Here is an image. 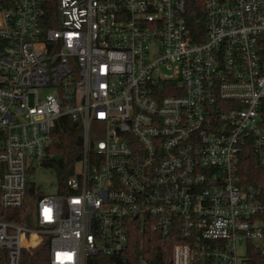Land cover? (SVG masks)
I'll list each match as a JSON object with an SVG mask.
<instances>
[{
  "label": "built area",
  "instance_id": "1",
  "mask_svg": "<svg viewBox=\"0 0 264 264\" xmlns=\"http://www.w3.org/2000/svg\"><path fill=\"white\" fill-rule=\"evenodd\" d=\"M202 4L200 39L185 0H0V264L44 243L46 264H118L137 235L166 264L264 253V201L238 174L247 146L264 160V0ZM66 116L80 169L32 225L8 219Z\"/></svg>",
  "mask_w": 264,
  "mask_h": 264
},
{
  "label": "trees",
  "instance_id": "2",
  "mask_svg": "<svg viewBox=\"0 0 264 264\" xmlns=\"http://www.w3.org/2000/svg\"><path fill=\"white\" fill-rule=\"evenodd\" d=\"M186 18L189 27L196 35L200 33V39L205 33V14L202 0H185ZM203 33V35H202ZM82 128L78 121L70 117H63L54 131V141L50 146L53 158L48 163L53 167L61 177L62 188H65L66 178L73 171L75 162L81 156ZM238 174L240 185L247 187L253 186L260 191V199L264 201V160L254 152L249 145L241 155ZM40 196L36 186L30 182L27 187L24 205L17 210H11L7 215L8 219L32 225L31 212L34 207L35 199ZM6 217V216H5ZM36 236L33 235V242ZM2 252L0 251V255ZM48 255V243L33 249L32 252L24 253L22 264H46ZM127 261H121L118 264H139L140 260L147 261L148 264H166L170 256V246L163 249V245L158 236L145 237L135 236L130 250L124 255ZM248 256L250 262L254 264H264V253L258 244L248 243Z\"/></svg>",
  "mask_w": 264,
  "mask_h": 264
},
{
  "label": "rangeland",
  "instance_id": "3",
  "mask_svg": "<svg viewBox=\"0 0 264 264\" xmlns=\"http://www.w3.org/2000/svg\"><path fill=\"white\" fill-rule=\"evenodd\" d=\"M80 167V164L75 165L73 171L79 170ZM28 180L36 186L37 192L41 194L55 195L61 188V177L52 167H37L36 170L29 173ZM239 249L243 251V246H240Z\"/></svg>",
  "mask_w": 264,
  "mask_h": 264
}]
</instances>
